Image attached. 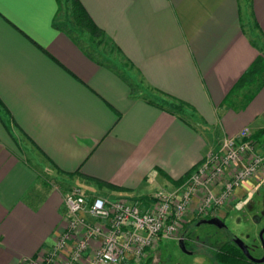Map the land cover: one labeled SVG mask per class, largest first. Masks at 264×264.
<instances>
[{"label":"crops","instance_id":"obj_1","mask_svg":"<svg viewBox=\"0 0 264 264\" xmlns=\"http://www.w3.org/2000/svg\"><path fill=\"white\" fill-rule=\"evenodd\" d=\"M80 2L103 31V59L56 23L59 0H0V264L54 240L73 183L145 201L244 126L264 149L262 73L233 88L264 57V0ZM141 84L183 100L191 118Z\"/></svg>","mask_w":264,"mask_h":264},{"label":"built area","instance_id":"obj_2","mask_svg":"<svg viewBox=\"0 0 264 264\" xmlns=\"http://www.w3.org/2000/svg\"><path fill=\"white\" fill-rule=\"evenodd\" d=\"M263 172L264 154L244 126L207 149L178 185L145 201L93 193L73 183L63 194V223L54 240L22 264L135 263L162 238L178 237L196 193L201 194L196 214L218 215L244 181L259 180Z\"/></svg>","mask_w":264,"mask_h":264},{"label":"rangeland","instance_id":"obj_3","mask_svg":"<svg viewBox=\"0 0 264 264\" xmlns=\"http://www.w3.org/2000/svg\"><path fill=\"white\" fill-rule=\"evenodd\" d=\"M59 4L60 7L55 17L56 23L74 36L83 38L86 46L103 59L109 46L103 41L102 36L92 37L89 35L87 37V30L76 25L72 20L69 1L59 0ZM138 91L145 96L171 105L187 117L191 118L192 116L186 106L175 100L162 98L158 92L153 91L147 85L141 84ZM262 150L260 151L264 154V149ZM261 179H264V172ZM178 183L180 182L166 186L157 185L156 190L170 189ZM226 205H229L230 209H225L222 215H217L222 217L224 225L198 222L197 216L189 223L184 221L178 237L162 238L157 246L139 261L132 263L126 260L122 264H225L218 258V253L224 247V243L228 240L232 241L234 236H239L248 244L251 254L261 255L264 249L258 237V231L264 225V181L254 188L245 200L230 201ZM179 238H182V241H179Z\"/></svg>","mask_w":264,"mask_h":264},{"label":"trees","instance_id":"obj_4","mask_svg":"<svg viewBox=\"0 0 264 264\" xmlns=\"http://www.w3.org/2000/svg\"><path fill=\"white\" fill-rule=\"evenodd\" d=\"M67 1H69L70 3L72 20L75 24L87 30L89 32V35L92 37L102 36V29L93 21V19L90 17L80 0ZM261 73L262 77L264 78V57L263 54L260 53L256 56V58L248 67V69L244 71L242 75L238 78L233 88H235L247 79H253L255 75L256 77H260ZM177 101L180 104H185V102L181 99H177ZM168 109L170 111L173 110L171 107H168ZM181 180L182 177L178 178L177 182H180ZM110 186L116 185L111 184ZM203 217H209V215H199L197 221ZM218 258L225 264H258V262L249 260L241 251V249L234 243L233 240H228L224 243V247L218 253Z\"/></svg>","mask_w":264,"mask_h":264},{"label":"water","instance_id":"obj_5","mask_svg":"<svg viewBox=\"0 0 264 264\" xmlns=\"http://www.w3.org/2000/svg\"><path fill=\"white\" fill-rule=\"evenodd\" d=\"M198 222H208V223H212V224H215L218 226L224 225L223 220L217 215L200 218L198 220ZM263 232H264V225L258 231V237H259L260 242L262 244V247L264 249ZM232 239H233L234 243L241 249V251L244 253V255L248 259H250L251 261H254V262H258V263L264 261V250L260 256H255V255L251 254L248 244L246 242H244V240L242 238H240L239 236H234ZM178 240L182 241V238H179Z\"/></svg>","mask_w":264,"mask_h":264},{"label":"flooded vegetation","instance_id":"obj_6","mask_svg":"<svg viewBox=\"0 0 264 264\" xmlns=\"http://www.w3.org/2000/svg\"><path fill=\"white\" fill-rule=\"evenodd\" d=\"M221 219H222V217H221ZM260 256V255H259ZM250 260V259H249Z\"/></svg>","mask_w":264,"mask_h":264}]
</instances>
